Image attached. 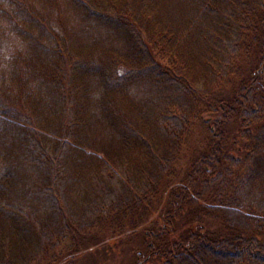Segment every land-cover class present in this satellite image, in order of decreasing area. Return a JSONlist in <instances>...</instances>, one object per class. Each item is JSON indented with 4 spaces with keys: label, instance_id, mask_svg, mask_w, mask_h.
Returning <instances> with one entry per match:
<instances>
[{
    "label": "trees",
    "instance_id": "16d2710c",
    "mask_svg": "<svg viewBox=\"0 0 264 264\" xmlns=\"http://www.w3.org/2000/svg\"><path fill=\"white\" fill-rule=\"evenodd\" d=\"M141 226L160 264H264V0H0V264Z\"/></svg>",
    "mask_w": 264,
    "mask_h": 264
},
{
    "label": "rangeland",
    "instance_id": "374dc122",
    "mask_svg": "<svg viewBox=\"0 0 264 264\" xmlns=\"http://www.w3.org/2000/svg\"><path fill=\"white\" fill-rule=\"evenodd\" d=\"M247 62L250 60H243L238 66H245ZM230 91L231 89H224L220 92L221 97L226 96ZM220 95L218 94V96ZM193 131L189 143L177 163L176 179L168 186L178 184L177 182L182 179L193 158V153L205 145L207 131L203 123L196 124ZM168 186H165L163 193L152 201L153 216L158 213V209L165 202ZM209 224L215 226V222L212 220ZM145 228L141 226L136 230L128 229L122 233L106 230L84 233L81 237V239L83 238L81 251L78 254L70 253L71 242H68L56 252V261L43 264H160L157 259L149 257L148 243L146 244L144 235Z\"/></svg>",
    "mask_w": 264,
    "mask_h": 264
}]
</instances>
